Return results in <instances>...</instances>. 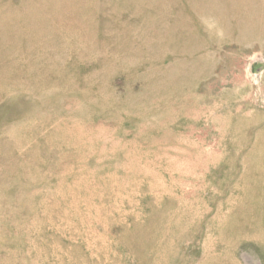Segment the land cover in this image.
<instances>
[{"label":"rangeland","instance_id":"1","mask_svg":"<svg viewBox=\"0 0 264 264\" xmlns=\"http://www.w3.org/2000/svg\"><path fill=\"white\" fill-rule=\"evenodd\" d=\"M41 1L0 0V264H264V0Z\"/></svg>","mask_w":264,"mask_h":264},{"label":"bare ground","instance_id":"2","mask_svg":"<svg viewBox=\"0 0 264 264\" xmlns=\"http://www.w3.org/2000/svg\"><path fill=\"white\" fill-rule=\"evenodd\" d=\"M54 1H56V0H54ZM66 1H68V0H66ZM72 1H74V0H72ZM205 1H207V0H205ZM40 2H42L41 0H40ZM45 1H43V3H44ZM62 2V1H61ZM70 2H71V0H70ZM70 2H68V3H70ZM25 3V2H24ZM48 3H50L49 2V0H48ZM65 3H67V2H65ZM55 4H57V3H55ZM94 4V3H93ZM207 4V3H206ZM244 4V3H243ZM36 5V4H35ZM212 6V5H211ZM262 6V5H261ZM42 7V6H41ZM40 7V8H41ZM201 7V6H200ZM199 7V8H200ZM231 7H234V6H231ZM230 7V8H231ZM61 8V7H60ZM202 8V7H201ZM213 8V7H212ZM215 8V7H214ZM34 10V9H33ZM32 10V11H33ZM161 10H163V9H161ZM245 10V9H244ZM231 11V10H230ZM35 12V11H34ZM242 12V11H241ZM25 14H27L26 12H25ZM60 14V13H59ZM138 14V13H137ZM244 14V13H243ZM17 15H19V14H17ZM24 15V14H23ZM39 15V14H38ZM25 16V15H24ZM68 16V15H67ZM10 17V16H9ZM32 17V16H31ZM43 17V16H42ZM58 17V16H57ZM65 17V16H64ZM80 17H81V15H80ZM84 17V16H83ZM83 17H82V19H83ZM130 17V16H129ZM159 17H161V16H159ZM24 18V17H23ZM25 18H27V16L25 17ZM87 18V17H86ZM264 18V17H263ZM31 19V18H30ZM43 19V18H42ZM79 19V18H78ZM85 19V18H84ZM28 20V19H27ZM150 20V19H149ZM155 21L157 20V19H154ZM181 20V19H180ZM184 21V20H183ZM260 21V20H259ZM158 22V21H157ZM62 23V22H61ZM75 23V22H74ZM183 23V22H182ZM259 23V22H258ZM140 24V23H139ZM176 24V23H175ZM185 24V23H184ZM1 25V24H0ZM155 25H156V22H155ZM29 27V26H28ZM40 28V27H39ZM61 28H63V27H61ZM145 28V27H144ZM144 28H142V29H144ZM15 29V28H14ZM28 29V28H27ZM152 29V28H151ZM0 30H1V28H0ZM3 30V29H2ZM81 30V29H80ZM35 31V30H34ZM82 31V30H81ZM135 31V30H134ZM137 31V30H136ZM27 32V31H26ZM70 32V31H69ZM108 32V31H107ZM140 32V31H139ZM28 33V32H27ZM26 33V34H27ZM81 33V32H80ZM109 33V32H108ZM134 33V32H133ZM32 34V33H31ZM34 34V33H33ZM141 34V33H140ZM78 35V34H77ZM139 35V34H138ZM26 36H28V35H26ZM76 37V36H75ZM137 37V36H136ZM139 37V36H138ZM28 39V38H27ZM120 39V38H119ZM6 40V39H5ZM121 40V39H120ZM1 41V40H0ZM119 41V40H118ZM49 42V41H48ZM68 42V41H67ZM143 42V41H142ZM6 43V42H5ZM15 43V42H14ZM44 43V42H43ZM88 43V42H87ZM90 43V42H89ZM28 44V43H27ZM149 44V43H148ZM151 44V43H150ZM144 46V45H143ZM151 45H149V47H150ZM118 47V46H117ZM142 47V46H141ZM148 47V46H147ZM106 48V47H105ZM42 50V49H41ZM48 50V49H47ZM61 50V49H60ZM68 50V49H67ZM136 50V49H135ZM135 50H134V52H135ZM145 50V49H144ZM149 51V50H148ZM17 52H18V50H17ZM61 52V51H60ZM147 52V51H146ZM13 53H15V52H13ZM91 53V52H90ZM33 54V53H32ZM38 54V53H37ZM41 54V53H40ZM68 54V53H67ZM26 55V54H25ZM140 55V54H139ZM21 56V55H20ZM36 56V55H35ZM34 56V57H35ZM32 57V56H31ZM54 57V56H53ZM10 58V57H9ZM28 58V57H27ZM124 58V57H123ZM115 59V58H114ZM49 60V59H48ZM59 63V62H58ZM107 63V62H106ZM105 65V64H104ZM108 65V64H107ZM137 65V64H136ZM48 67H51V66H48ZM34 71V70H33ZM57 74V73H56ZM20 82H22V81H20ZM45 92V91H44ZM40 97V96H39ZM118 103V102H117ZM71 119H74V118H71ZM68 120V119H67ZM11 131V130H10ZM13 132V131H12ZM12 132H11V134H12ZM7 133V132H6ZM63 133V132H62ZM69 133V132H68ZM8 134H9V132H8ZM72 134V133H71ZM4 135V134H3ZM69 135V134H68ZM9 137V136H8ZM18 139V138H17ZM5 141H6V139H4ZM13 140V139H12ZM11 141V140H10ZM14 141V140H13ZM7 143V142H6ZM18 143V142H17ZM16 143V144H17ZM13 144V143H12ZM15 144V145H16ZM14 145V144H13ZM14 145V146H15ZM6 146V145H5ZM4 146V147H5ZM8 148V147H7ZM14 148V147H13ZM9 149V148H8ZM4 150V149H3ZM2 150V151H3ZM6 150V149H5ZM7 151V150H6ZM5 152V151H4ZM8 152V151H7ZM2 153V152H1ZM10 153V152H9ZM4 174V173H3ZM4 177H5V175H4ZM0 178H1V176H0ZM2 179V178H1ZM2 180H4V179H2ZM1 184V183H0ZM3 184V183H2Z\"/></svg>","mask_w":264,"mask_h":264}]
</instances>
